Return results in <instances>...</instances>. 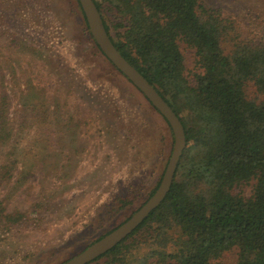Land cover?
I'll return each instance as SVG.
<instances>
[{
    "label": "rangeland",
    "instance_id": "374dc122",
    "mask_svg": "<svg viewBox=\"0 0 264 264\" xmlns=\"http://www.w3.org/2000/svg\"><path fill=\"white\" fill-rule=\"evenodd\" d=\"M199 1L244 38L264 41V0ZM106 16L114 37L125 32L123 19ZM180 47L191 80L195 50ZM249 96L264 102L254 90ZM1 98L14 138L0 148V166L13 174L0 178V208L25 212L26 223L0 225V264H61L124 222L160 184L172 130L99 51L77 0H0ZM224 257L232 263L237 254Z\"/></svg>",
    "mask_w": 264,
    "mask_h": 264
},
{
    "label": "trees",
    "instance_id": "16d2710c",
    "mask_svg": "<svg viewBox=\"0 0 264 264\" xmlns=\"http://www.w3.org/2000/svg\"><path fill=\"white\" fill-rule=\"evenodd\" d=\"M94 1L116 48L181 119L187 148L164 202L90 264H264V102L249 96L252 90L264 95V41L244 38L199 0ZM109 12L123 19V34H111ZM229 38L234 44L226 48ZM181 43L195 50L191 80ZM186 105L191 126L181 116ZM10 120L9 102L1 98L0 148L14 138ZM44 120L40 116L35 123ZM12 175L0 166V178ZM246 186L252 187L250 196L242 192ZM25 221V212L0 208V225L7 229ZM233 252L237 259L228 263L224 255Z\"/></svg>",
    "mask_w": 264,
    "mask_h": 264
},
{
    "label": "water",
    "instance_id": "95a60500",
    "mask_svg": "<svg viewBox=\"0 0 264 264\" xmlns=\"http://www.w3.org/2000/svg\"><path fill=\"white\" fill-rule=\"evenodd\" d=\"M78 1L85 15L91 36L104 56L145 96L149 103L168 122L174 138V149L155 193L118 228L61 264H90L132 235L166 199L174 183L180 161L187 148V136L181 119L159 92L116 48L105 29L102 15L95 1Z\"/></svg>",
    "mask_w": 264,
    "mask_h": 264
}]
</instances>
